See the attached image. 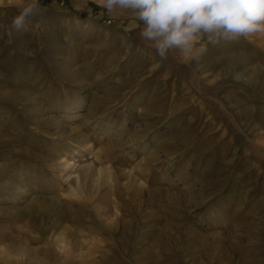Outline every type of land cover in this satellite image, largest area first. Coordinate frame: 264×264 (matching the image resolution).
Instances as JSON below:
<instances>
[{"label":"rangeland","instance_id":"obj_1","mask_svg":"<svg viewBox=\"0 0 264 264\" xmlns=\"http://www.w3.org/2000/svg\"><path fill=\"white\" fill-rule=\"evenodd\" d=\"M40 5L20 31L0 5V225L31 248L10 258L264 264V34L161 61L130 14Z\"/></svg>","mask_w":264,"mask_h":264},{"label":"clouds","instance_id":"obj_2","mask_svg":"<svg viewBox=\"0 0 264 264\" xmlns=\"http://www.w3.org/2000/svg\"><path fill=\"white\" fill-rule=\"evenodd\" d=\"M17 0H7L9 5ZM5 0H0L3 5ZM12 28L24 29L40 11V0H18ZM109 15L130 14L161 61L170 52L182 63L199 60L221 41L264 34V0H96Z\"/></svg>","mask_w":264,"mask_h":264},{"label":"bare ground","instance_id":"obj_3","mask_svg":"<svg viewBox=\"0 0 264 264\" xmlns=\"http://www.w3.org/2000/svg\"><path fill=\"white\" fill-rule=\"evenodd\" d=\"M96 192H99V187L98 188H95L94 189ZM112 190V192H115V190H116V187H114V188H112L111 189ZM108 193H110V191H106L104 194H108ZM107 199V198H106ZM106 201V200H105ZM104 201V202H105ZM107 204V203H106ZM104 207V209H106L107 207H105V206H103ZM108 210H109V208H107V212H108ZM108 217H109V215H108ZM18 230H19V234H17V235H13V233H5V231L3 232V230H2V225H0V264H20L19 263V261H17V256H18V258H19V256L20 255H13V257L14 256H16L15 257V261L16 262H13L12 261V258H10V254H11V252H9L10 250V248H14V249H16L17 251H20L22 254H29V252H31V248H29L28 246H27V243H26V241L24 240V241H22V239L24 238H27V236H25L23 233H21L20 232V230L21 231H27V230H25V229H23L22 227H19L18 228ZM23 237V238H22ZM45 239H46V243H45V245L44 246H41V247H38V248H36L35 249V252L36 253H38L40 250H42V252L44 253V255H45V257L46 258H48L49 259V257H51V255L52 254H54V252H55V250L58 248H63L64 246H63V241L64 240H58V239H53V240H51L50 238H48V237H45ZM28 240V239H27ZM7 241H14L13 243L15 244V245H11V244H7L6 242ZM22 241V242H21ZM44 242V241H43ZM10 243V242H9ZM65 244V243H64ZM65 248L66 247H64V250H65ZM63 250V251H64ZM41 252V251H40ZM32 255V254H31ZM23 257H24V255H22ZM29 258V257H28ZM27 259V258H26ZM19 260H20V258H19ZM29 261V260H28ZM73 262V261H72ZM32 263V262H31ZM23 264V263H22ZM25 264H30V262L29 263H25ZM35 264H44V263H42V262H39V261H36L35 262Z\"/></svg>","mask_w":264,"mask_h":264}]
</instances>
